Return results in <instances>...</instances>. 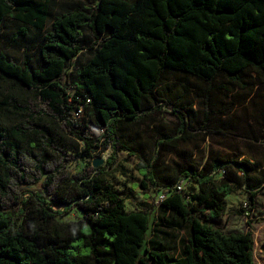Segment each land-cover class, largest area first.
<instances>
[{
	"label": "trees",
	"instance_id": "trees-1",
	"mask_svg": "<svg viewBox=\"0 0 264 264\" xmlns=\"http://www.w3.org/2000/svg\"><path fill=\"white\" fill-rule=\"evenodd\" d=\"M78 1L53 18V0H0V38L9 22L24 37L43 34L38 66L0 52V264H255L254 234L216 222L238 191L254 208L264 158L221 152L197 161L183 153L163 169L164 153L187 139L185 119L198 111L182 96L169 103L177 123L156 125L152 154L139 130L155 123L171 76L209 87L199 107L206 122L219 77L241 89L264 85V0ZM85 50L91 58L71 87L69 63ZM79 105L84 116L76 120ZM108 149L107 167L131 152L145 193L168 195L160 210L187 232L180 257L149 240L151 210L126 211L127 193L93 166ZM72 211L82 218L61 221Z\"/></svg>",
	"mask_w": 264,
	"mask_h": 264
},
{
	"label": "rangeland",
	"instance_id": "rangeland-1",
	"mask_svg": "<svg viewBox=\"0 0 264 264\" xmlns=\"http://www.w3.org/2000/svg\"><path fill=\"white\" fill-rule=\"evenodd\" d=\"M81 3L78 0H53L51 7L52 17L55 18L72 3ZM20 25L7 23L0 38V52H5L20 64L27 60L34 65L40 64L38 48L42 39V33L29 30L28 36L19 34ZM16 37V39H15ZM85 45L91 44L89 32L86 31ZM91 58L89 50L83 51L75 60L69 63L67 70V81L71 87H75L78 80L77 69L80 65L86 64ZM185 88L187 90H185ZM209 87L192 77L171 76L163 84L161 93L167 101L162 104V111L152 114L155 123L143 125L139 133L141 141L145 144V151L152 154L154 142L158 138L157 126L160 123H177V118L172 114L174 105H169L178 97L181 100L195 103L194 110L198 111L192 117L185 119L188 137L181 141L177 149L169 150L163 156V169H174L176 163L181 161L183 153L192 155V159L200 160L211 153H238L243 156L264 158V141L257 142V137H262L264 133V85L254 86L250 89H241L239 86L228 84L225 77H219L211 86L209 121L206 122V113L199 109L202 107L205 92ZM234 104L231 111L226 106ZM226 109L227 114L222 112ZM157 125V126H156ZM175 127V126H172ZM112 156V150L108 149L95 156V160L102 159L101 168L107 172V182L115 189L125 191L126 211H140L141 209L151 210V230L149 240L154 234L158 235V243L170 253L174 258L181 256L182 244L187 238L185 227L175 226L170 220L165 219L160 210V193L152 190L147 194L140 187L143 177L138 168L139 158L131 152L122 151L118 154V161L107 167V163ZM85 161L79 162L80 169L85 166ZM191 184L186 185V190L190 191ZM130 196V198H127ZM227 211L218 220L217 225L226 232L235 230L254 229V224L264 223V191L256 198L254 208L244 207L247 203L246 194L238 191L229 195L226 199ZM82 218V214L72 211L61 221H74ZM255 240V262H260V255L263 246L258 234H254ZM263 253V254H261Z\"/></svg>",
	"mask_w": 264,
	"mask_h": 264
},
{
	"label": "crops",
	"instance_id": "crops-1",
	"mask_svg": "<svg viewBox=\"0 0 264 264\" xmlns=\"http://www.w3.org/2000/svg\"><path fill=\"white\" fill-rule=\"evenodd\" d=\"M261 193V192H260ZM259 193V195H260ZM258 195V196H259ZM257 196V197H258ZM256 205V204H255ZM225 231V230H224ZM251 231L253 234L257 233L258 234V238L259 240H262L261 244L263 246V249L261 250V252H264V223H261V224H254V229H246V230H235V231H232V232H249ZM226 232V231H225ZM154 240L158 241V235L157 234H154V236L152 237ZM263 254V253H261ZM254 258H255V250H254ZM260 262L262 264H264V255H260ZM256 264V262H255Z\"/></svg>",
	"mask_w": 264,
	"mask_h": 264
},
{
	"label": "built area",
	"instance_id": "built-area-1",
	"mask_svg": "<svg viewBox=\"0 0 264 264\" xmlns=\"http://www.w3.org/2000/svg\"><path fill=\"white\" fill-rule=\"evenodd\" d=\"M91 100H87V102L89 103ZM84 116V108H83V105H79L78 109L76 110L75 114H74V118L76 120H81ZM177 192L178 193H184L185 192V187L184 185L182 184L181 186H178L177 187ZM168 197L167 194H165L164 192H160V200L161 202L164 201L166 198ZM160 202V203H161ZM244 207L247 208L248 207V203H245L244 204Z\"/></svg>",
	"mask_w": 264,
	"mask_h": 264
},
{
	"label": "water",
	"instance_id": "water-1",
	"mask_svg": "<svg viewBox=\"0 0 264 264\" xmlns=\"http://www.w3.org/2000/svg\"><path fill=\"white\" fill-rule=\"evenodd\" d=\"M102 164H103V160L102 159H97V160H94V162H93V166L95 168H99Z\"/></svg>",
	"mask_w": 264,
	"mask_h": 264
}]
</instances>
